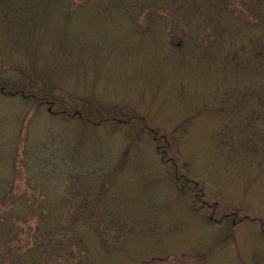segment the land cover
Masks as SVG:
<instances>
[{
    "label": "trees",
    "instance_id": "obj_1",
    "mask_svg": "<svg viewBox=\"0 0 264 264\" xmlns=\"http://www.w3.org/2000/svg\"><path fill=\"white\" fill-rule=\"evenodd\" d=\"M81 17L122 23L127 17L138 38L161 49L165 77L171 65L188 80L181 94L196 79L201 88L197 96H205L211 104L220 100L217 107L225 114L240 113L241 161H264V0H0V49L29 61L0 60V102L15 107L21 104L10 145L0 143L10 147L8 161H0V264H56L59 257L67 258L64 264H111L112 254L123 256L119 264H216L214 257L219 258L214 251L221 252L229 233L247 224L259 225L255 245L263 250L264 221L244 218L236 224L239 213L218 202L209 203L203 188L206 180L187 168L189 164L181 163L190 159H184L180 151L184 139L179 136L189 119L175 120L167 128L123 111L107 115L90 98L72 97L52 84L55 77L38 73V54H43L39 46L47 37L55 39L60 58L77 54L73 44L82 51L77 37L69 35L72 20ZM71 68L58 60L54 69L63 74ZM233 83L240 92L231 90ZM232 100L234 105H225ZM48 106L56 111H46ZM25 110H33L27 122ZM38 115L78 126L85 134L89 128L120 130L132 146L142 132H148L143 139H151L159 163L166 168L164 182L194 217L216 227L215 237L207 245L180 247L173 240L178 225L173 231L172 226L154 227L157 219L148 222L153 216L146 211L153 208L152 196L137 198L130 193L138 176L133 175V185L121 184L119 178L128 161H104V170L95 161H81L68 138L70 131L68 137L53 138L56 147L54 141L32 140L31 127ZM6 123V117L0 120V126ZM138 128L143 131L133 132ZM220 134L226 139L237 135ZM230 147L226 150L232 151L233 145ZM135 187L140 193L141 187ZM128 205L143 208L133 215V223H129ZM229 218L233 222L227 223ZM138 228L145 229L139 232ZM114 230L121 238L119 243L110 239ZM153 235H159L156 244L148 240ZM144 248L146 252H141ZM261 250L254 248L248 259L241 257V264H264Z\"/></svg>",
    "mask_w": 264,
    "mask_h": 264
},
{
    "label": "rangeland",
    "instance_id": "obj_2",
    "mask_svg": "<svg viewBox=\"0 0 264 264\" xmlns=\"http://www.w3.org/2000/svg\"><path fill=\"white\" fill-rule=\"evenodd\" d=\"M122 19L124 23L120 22L121 20L113 22L90 17L73 19L69 27L72 33L69 35L77 37L82 51L76 48L71 39L70 42L75 46L74 51H77V54L62 55L63 58H60L58 51L54 49L55 39L53 36L47 37L44 40L45 44L39 46L43 54H38L40 59L35 66L38 73L51 79L55 77L52 84L72 94L70 95L72 97L90 98V102L95 103V106L107 115L123 111L137 119L150 118L167 128L173 127L175 120L177 123L179 120L189 119L188 126L181 128L179 136L184 139L180 151L184 154V159H190L181 163L189 164L187 168L200 174V180L208 181L203 184L207 201L218 202L232 212L237 211L239 216L235 217L236 224L244 218L250 221L253 219L264 221V161H241L244 155L243 149H240V126H238L240 113L225 114L217 107L220 100L211 104L212 102L206 101L205 96L204 98L197 96L201 88L198 87L200 82L195 77L188 92L181 94L188 80L183 78L177 69H172L171 65L167 67L169 75L165 77L166 68L160 59L163 54L161 56L159 46H157L158 50L150 47L144 39L135 35L127 17ZM167 19L169 20L168 17ZM0 60L21 64L29 62L3 49H0ZM58 60L65 62L66 68L71 65V70L69 72L65 70L63 74L57 73L61 70L54 69ZM212 82L215 84L214 79ZM230 88L240 92V87L234 83ZM233 103L234 100L225 105H234ZM19 106L21 107L20 103L15 107L13 104L6 106L0 102V118H7L6 125L0 126V143L2 141L10 145L15 133L13 123L17 121ZM32 111L25 110L26 122L32 116ZM46 111L55 112L56 109L48 106ZM52 121L45 115L36 116L31 127V139L36 142L40 139L52 142L53 138L58 140L56 137L61 139L64 136L68 137L67 132L70 131L71 137L68 138H71V145L78 149L81 161H95L99 170H104L106 167L104 161H128L125 173L119 178L121 184L133 185L136 182L133 175L138 176L139 181L130 188V193L137 198L144 196L147 199L152 196L153 208L151 211L148 209L146 211L153 216L148 222L157 219L153 223L156 224L154 227L160 226L163 229L178 225V231L175 227L171 230L177 231L173 240L180 247L189 244L194 246L196 243L207 245L208 240L215 237L216 227L205 225L206 222L200 216L194 217L184 202L176 200L175 190L166 181L164 182L166 168L159 163L151 139H143L148 132H142V138H138L132 146V143L124 138L125 132L120 130L104 127L89 128L85 134L78 126L73 128L61 121L56 123ZM225 127L229 129L226 131ZM139 131L143 130L133 129V132ZM220 133L237 135L226 139L224 136L222 138ZM2 135L3 140H1ZM64 143L67 145V142ZM7 145L1 147L0 144V161H8L10 147ZM56 145L57 142L54 141L53 146ZM231 145H233L232 151H229ZM135 186L141 187L140 193H137L139 189H135ZM116 203L121 204V199H116ZM137 210L143 208L129 206L127 210L130 213L129 223L134 222L133 215L135 216ZM233 220L229 218L227 223ZM142 224L146 225L145 222ZM247 225L237 226L229 233L227 244L221 252L214 251V255L219 258L214 257L216 264H241V257L243 260L248 259L254 248L261 250L255 245L258 243L255 236L256 231L260 229L259 225ZM144 229L138 228L139 232H143ZM113 232L115 233L110 238L111 241L119 243L121 241L119 234L115 230ZM158 237L159 235H153L148 240L156 244ZM200 238H203V243H200ZM145 249L141 252H146ZM260 253L264 254V248ZM156 254L159 255L157 252ZM112 255L111 264H119L122 261V255ZM139 257L138 254L136 258ZM66 259L59 257L56 259V264H64L67 262Z\"/></svg>",
    "mask_w": 264,
    "mask_h": 264
}]
</instances>
